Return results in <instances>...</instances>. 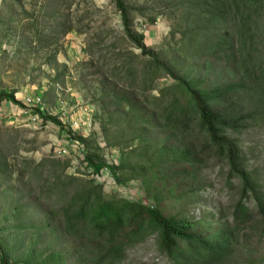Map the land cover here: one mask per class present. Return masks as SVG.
Returning a JSON list of instances; mask_svg holds the SVG:
<instances>
[{
	"label": "trees",
	"instance_id": "obj_1",
	"mask_svg": "<svg viewBox=\"0 0 264 264\" xmlns=\"http://www.w3.org/2000/svg\"><path fill=\"white\" fill-rule=\"evenodd\" d=\"M114 2L122 38L140 51H122L113 79L103 82L100 101L108 121L101 124L102 137L108 148L120 149V164L104 159L99 137H74L84 145L90 176L68 174L69 164L50 162L59 168L58 180L39 194L41 176L32 187L22 178L17 196L32 199L47 217L29 238L32 250L23 262L122 264L130 250L151 239L171 264L239 260L244 229L264 230V183L251 169L242 140L246 131L264 125V0H159V9L172 6L179 13L172 36L180 40L168 57L147 48L134 28L138 11L128 0ZM154 17L148 23L154 25ZM164 78L171 84L154 94ZM4 102L22 105L14 94H0V107ZM216 167L229 187L239 184V199L217 226L191 217ZM104 170L117 185L140 183L152 204L108 196L96 180ZM19 207L14 214L26 209ZM16 217L21 223L28 212Z\"/></svg>",
	"mask_w": 264,
	"mask_h": 264
},
{
	"label": "rangeland",
	"instance_id": "obj_2",
	"mask_svg": "<svg viewBox=\"0 0 264 264\" xmlns=\"http://www.w3.org/2000/svg\"><path fill=\"white\" fill-rule=\"evenodd\" d=\"M128 3L138 11L134 28L145 36L147 48L168 57L169 50L180 40V35L172 36L179 13L172 6L159 9V0ZM139 11L148 15L142 16ZM154 16L156 23H148V18ZM122 37V17L114 0H0V94H14L22 104L4 102L0 107V251L7 255L8 262L24 263L25 255L32 250L29 238L47 219L42 207H36L32 199L17 196L22 192V178L36 186L32 180L41 176L39 194L42 190L47 193L58 180L59 168L55 170L50 162L69 164L68 174L90 176L92 171L85 164L82 151L76 148L78 142L74 137L88 141H92V136L99 137L96 145L104 159L110 165L120 164V149L108 148L102 137L101 124L108 118L100 100L103 82L113 79L121 52L131 50L140 54ZM89 48L95 56H90ZM170 81L160 80L154 94ZM108 86L113 87L109 83ZM117 88L120 92L121 84ZM28 97L35 102L40 100L35 109L26 105ZM38 111L43 113L42 117ZM45 118H54L60 124ZM242 140L251 169L264 183V125L246 131ZM63 149L68 150L67 155L60 154ZM93 152L98 151L90 148L89 153ZM220 171L216 167L208 174V188L202 193L200 207L191 215L215 226L221 220L227 221L239 199V184L235 182L234 187H229ZM104 173L96 180L105 185L108 196L152 204L140 183L117 185L111 175ZM19 206L26 209L14 214ZM29 207L32 209L27 211ZM26 212L28 218L17 223L16 215L20 217ZM27 224L25 232H21L20 226ZM254 228L257 230L250 234L244 229L242 236L246 237L241 239L239 248L241 259L230 264H264V230L262 226ZM22 238H26L25 243ZM122 264L171 262L151 239L130 250Z\"/></svg>",
	"mask_w": 264,
	"mask_h": 264
},
{
	"label": "built area",
	"instance_id": "obj_3",
	"mask_svg": "<svg viewBox=\"0 0 264 264\" xmlns=\"http://www.w3.org/2000/svg\"><path fill=\"white\" fill-rule=\"evenodd\" d=\"M39 102H40V100H39ZM39 102H35L34 98H30V97H28L27 100H26V105H27L29 108L35 109V108L37 107V104H38ZM32 109H31V110H32ZM72 131L75 132V129L72 128ZM84 136H85V135H84ZM75 145H76V148H78V150H81V151L84 150V147H83V146H80L81 144L78 143V144H75ZM60 154H61V155H67V154H68V150H67V149H63L62 151H60ZM104 171H105V173H104ZM104 171H102V174L104 173V175H109L107 170H104ZM91 174H92V173H91ZM102 176H103V175H102ZM106 181H107V180H106ZM106 181H105V182H106ZM0 264H16V263H12V262H6V261H4L3 254H2L1 251H0Z\"/></svg>",
	"mask_w": 264,
	"mask_h": 264
}]
</instances>
